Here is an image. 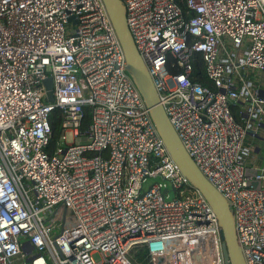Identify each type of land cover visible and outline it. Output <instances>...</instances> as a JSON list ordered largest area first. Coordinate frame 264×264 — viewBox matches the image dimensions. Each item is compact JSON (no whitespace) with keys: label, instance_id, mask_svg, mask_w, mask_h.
I'll return each mask as SVG.
<instances>
[{"label":"built area","instance_id":"built-area-1","mask_svg":"<svg viewBox=\"0 0 264 264\" xmlns=\"http://www.w3.org/2000/svg\"><path fill=\"white\" fill-rule=\"evenodd\" d=\"M122 1L161 105L233 209L245 263L264 264V163L242 155L264 125V0H186L189 18L178 0ZM198 54L214 90L191 79ZM126 65L103 0H0V264H225L218 220ZM157 176L173 200L143 189Z\"/></svg>","mask_w":264,"mask_h":264},{"label":"water","instance_id":"water-1","mask_svg":"<svg viewBox=\"0 0 264 264\" xmlns=\"http://www.w3.org/2000/svg\"><path fill=\"white\" fill-rule=\"evenodd\" d=\"M115 29L118 40L126 58V71L135 83L146 106L150 110L151 119L161 137L169 155L180 172L189 183L198 190L214 212L221 228L220 237L225 264H246L242 249L238 244L233 209L228 200L204 176L198 165L183 145L176 129L172 125L149 71L137 49L127 22V10L122 0H103ZM47 89V100L54 102L51 79L44 82ZM264 163V156L261 158ZM247 176L256 175L253 168L246 169ZM260 188L258 182H250Z\"/></svg>","mask_w":264,"mask_h":264},{"label":"trees","instance_id":"trees-1","mask_svg":"<svg viewBox=\"0 0 264 264\" xmlns=\"http://www.w3.org/2000/svg\"><path fill=\"white\" fill-rule=\"evenodd\" d=\"M181 8L183 9V12L187 18L193 16V13L189 11L187 7V2L186 0H178ZM191 79L194 83L196 84H201L203 87L210 88V89H215L214 84L212 81L209 79L206 70H205V64L203 61V58L200 54L196 55L194 62H193V73L191 75ZM232 112L236 118V120L239 123L244 122V116L243 113L245 110H247V107L242 102L239 103H233L231 105ZM58 113H54V118L52 119V129H53V135L54 139H56L58 133H59V127H58V122H59V117ZM90 122V111L89 109H86V118L84 120L82 129H86ZM254 124V122H253ZM264 145V126L260 127V132L258 133L257 136H248L245 146H244V151H243V157L247 158L246 155L249 154V157L247 159V162H251L253 157L256 155L257 150L260 149Z\"/></svg>","mask_w":264,"mask_h":264},{"label":"rangeland","instance_id":"rangeland-1","mask_svg":"<svg viewBox=\"0 0 264 264\" xmlns=\"http://www.w3.org/2000/svg\"><path fill=\"white\" fill-rule=\"evenodd\" d=\"M69 139H70V135H69ZM263 156H264V153H263ZM160 184L161 187H162V190L165 191V190H168L169 191V195L167 196V200H173L174 197H175V193L173 192V189H172V186L171 184L164 180L162 177L160 176H157V177H149L147 178L144 182H143V189L145 191H147L152 185L154 184ZM64 210L61 209V212L60 214H63ZM62 224V219L60 221V226ZM66 226H67V222H66ZM95 259L96 261H99L100 260V257L99 256H95Z\"/></svg>","mask_w":264,"mask_h":264},{"label":"crops","instance_id":"crops-1","mask_svg":"<svg viewBox=\"0 0 264 264\" xmlns=\"http://www.w3.org/2000/svg\"><path fill=\"white\" fill-rule=\"evenodd\" d=\"M263 76H264V75H263ZM263 126H264V125H263ZM259 132H260V130H259ZM263 153H264V145H263L260 149L257 150V153H256V155L253 157V159L256 160V161H259V162L263 163L262 160H261V158H263ZM246 157H247V159H248L249 154H247ZM253 159H252V160H253Z\"/></svg>","mask_w":264,"mask_h":264}]
</instances>
